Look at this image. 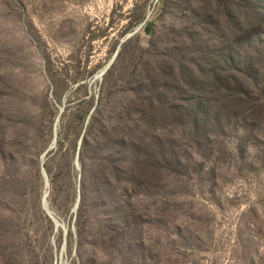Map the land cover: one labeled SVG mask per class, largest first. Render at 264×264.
Masks as SVG:
<instances>
[{
	"label": "rangeland",
	"instance_id": "374dc122",
	"mask_svg": "<svg viewBox=\"0 0 264 264\" xmlns=\"http://www.w3.org/2000/svg\"><path fill=\"white\" fill-rule=\"evenodd\" d=\"M0 264H264V0H0Z\"/></svg>",
	"mask_w": 264,
	"mask_h": 264
},
{
	"label": "water",
	"instance_id": "95a60500",
	"mask_svg": "<svg viewBox=\"0 0 264 264\" xmlns=\"http://www.w3.org/2000/svg\"><path fill=\"white\" fill-rule=\"evenodd\" d=\"M140 29H141V27H139L138 29H136L135 31H133L132 33H130L129 35H127L122 40V42L120 44V47L128 39L132 38ZM120 47H119V49H120ZM119 49L116 52V54H115L114 58L112 59V61L101 71V73L98 76H95L91 80L92 83H94L95 81H101L102 80L103 76L106 74V72L109 70V68L111 67L112 63L114 62V60H115V58H116V56H117V54L119 52ZM62 112H63V109H60V115L62 114ZM59 118H60V116L57 119V122H56V125H55V129H54V141H53V144L45 152V154H44V156L42 158V165L44 164L46 155L56 147L57 139H58V124H59ZM82 140L79 143L78 153H77V158H76V166H77L78 169L80 168V166H79V152H80V148H81V145H82ZM42 172H43L44 178L46 180V194H45V197H44V205H43L44 206V209H45L46 213L50 216V218L52 220H54L56 229H58L59 227H62L64 229V231L67 232V228H66L65 224L60 223V221L56 218V216L54 215V213L49 208L48 201H47L48 196H49V190H48V188H49V180H48V177H47L46 172H45L44 169L42 170ZM79 204H80V192L78 190V198H77V202H76L75 207H74V212H76V210L78 209Z\"/></svg>",
	"mask_w": 264,
	"mask_h": 264
},
{
	"label": "bare ground",
	"instance_id": "6f19581e",
	"mask_svg": "<svg viewBox=\"0 0 264 264\" xmlns=\"http://www.w3.org/2000/svg\"><path fill=\"white\" fill-rule=\"evenodd\" d=\"M46 194V193H45ZM44 205V204H43Z\"/></svg>",
	"mask_w": 264,
	"mask_h": 264
}]
</instances>
